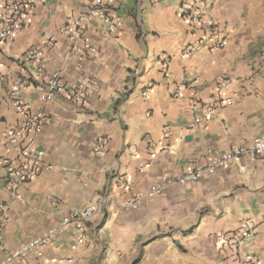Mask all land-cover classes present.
<instances>
[{"label":"crops","instance_id":"crops-1","mask_svg":"<svg viewBox=\"0 0 264 264\" xmlns=\"http://www.w3.org/2000/svg\"><path fill=\"white\" fill-rule=\"evenodd\" d=\"M181 1L113 0L110 10L121 18L117 31L92 23L79 58L61 30L94 0H37L30 27L0 44V154L3 134L19 121L10 93L26 81L23 97L43 115L37 147L51 166L13 197L0 165L7 247L19 249L74 212L96 208L86 241L71 226L41 258L15 264H237L231 251L220 252L218 235L249 224L254 231L241 253L264 264V155L256 163L240 158L195 184L172 186L136 210L126 207L157 178L182 176L208 150L227 152L264 135V0H208L204 22L219 24L227 46L188 59L182 51L198 43V32L180 16ZM33 50L39 60L48 59L45 73L39 63L25 64ZM162 55L171 60L169 76ZM53 71L71 87L93 81L89 105L64 95L42 102ZM184 78L191 83L176 97ZM209 106L215 107L211 117ZM99 139L109 140L100 155L93 152ZM4 257L0 251V261Z\"/></svg>","mask_w":264,"mask_h":264},{"label":"built area","instance_id":"built-area-1","mask_svg":"<svg viewBox=\"0 0 264 264\" xmlns=\"http://www.w3.org/2000/svg\"><path fill=\"white\" fill-rule=\"evenodd\" d=\"M112 2L113 0H94L83 14L70 20L62 28L61 33L73 43L75 56L84 58V51L88 48L85 32L91 27L92 23L104 22L109 26L110 32L115 33L117 31L121 18L111 12ZM36 4L37 0H0V44L13 42L22 31L30 27V14ZM208 7V0L181 1L178 9L180 16L189 24H192L194 30L198 32V43L182 51L184 58H191L202 50L216 51L225 49L227 46V38L223 35L219 24L204 22ZM47 60V58L39 60L36 50L28 52L24 57L25 64L39 63L38 71L40 73H45ZM159 61L163 74L169 76L170 58L167 55H162L159 57ZM190 83L189 79L184 78L175 96H181L182 90ZM95 87L96 84L93 81L87 82L82 79L78 81L77 87H71L63 80L60 72L53 71L46 75V85L40 93V100L44 103H50L58 95H64L68 100L85 108L89 105L90 90ZM28 88L29 85L26 81L20 80L15 83L10 96L19 121L8 128L1 140L4 152L0 154V165L7 172V186L13 197H18L21 184L33 181L43 172L51 169L37 147L38 136L43 126V115L34 111L24 99L23 95ZM152 89L153 86L146 89L145 97H150ZM221 103L223 106H227L229 100L223 99ZM214 111L215 107L209 106L207 108L208 116L211 117ZM169 135L168 131L164 133L165 138H168ZM108 145V139H99L94 144V154H104ZM152 146L159 148L155 143ZM262 155H264V135L256 137L249 145H237L227 152L208 150L203 156V161L194 164L182 176L178 178H168L167 176L157 178L147 191L135 193L128 200L126 207L136 210L142 206L145 200L160 196L172 186L195 184L202 176L216 170L228 168L240 158H249L252 163H256ZM154 156L155 152L150 158ZM147 166L148 163L142 164L141 167L144 170ZM95 213L96 208L94 206H87L74 212L55 227L27 242L19 249L12 250L7 247L3 236V226L8 221L7 207L0 205V251L5 254L0 264L23 262L31 255L41 258L43 249L71 226H76L81 233V241H86L87 224ZM253 231V226L249 224L235 232L219 234L220 252L231 251L235 262H238L237 264H261L259 257L255 254L241 253L242 243L252 235Z\"/></svg>","mask_w":264,"mask_h":264}]
</instances>
